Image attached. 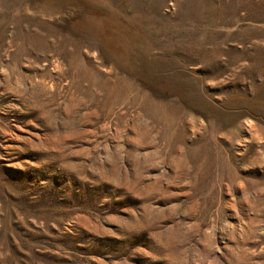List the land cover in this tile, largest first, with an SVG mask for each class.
Returning <instances> with one entry per match:
<instances>
[{"label":"rangeland","instance_id":"374dc122","mask_svg":"<svg viewBox=\"0 0 264 264\" xmlns=\"http://www.w3.org/2000/svg\"><path fill=\"white\" fill-rule=\"evenodd\" d=\"M0 264H264V0H0Z\"/></svg>","mask_w":264,"mask_h":264},{"label":"bare ground","instance_id":"6f19581e","mask_svg":"<svg viewBox=\"0 0 264 264\" xmlns=\"http://www.w3.org/2000/svg\"><path fill=\"white\" fill-rule=\"evenodd\" d=\"M59 64H60V62H59ZM60 67V66H59Z\"/></svg>","mask_w":264,"mask_h":264}]
</instances>
